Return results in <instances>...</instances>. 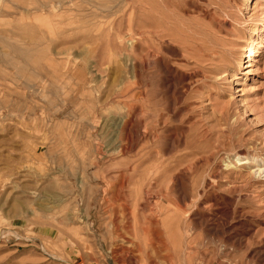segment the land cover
Wrapping results in <instances>:
<instances>
[{"label": "rangeland", "instance_id": "rangeland-1", "mask_svg": "<svg viewBox=\"0 0 264 264\" xmlns=\"http://www.w3.org/2000/svg\"><path fill=\"white\" fill-rule=\"evenodd\" d=\"M259 168L264 0H0V264H264Z\"/></svg>", "mask_w": 264, "mask_h": 264}, {"label": "bare ground", "instance_id": "bare-ground-1", "mask_svg": "<svg viewBox=\"0 0 264 264\" xmlns=\"http://www.w3.org/2000/svg\"><path fill=\"white\" fill-rule=\"evenodd\" d=\"M190 47V46H189ZM189 49V48H188ZM232 52H234V51H232ZM225 54H223L222 56H216V57H219L218 59H217V62L220 64L221 63V65L220 66H218L216 69H218V68H222L223 66H224V62L227 60L226 59V57L224 56ZM246 56V55H245ZM201 57V56H200ZM247 57V56H246ZM215 59V58H214ZM259 61V59H255V62H258ZM217 62L215 61V64H217ZM215 68H213V70H214ZM216 69H215V71H216ZM217 72H218V70H217ZM248 77L249 76H246V78L244 79V80H247L248 79ZM133 107V106H132ZM135 108V107H134ZM137 108V107H136ZM134 112H136V111H134ZM141 113V112H140ZM135 114V113H134ZM141 119V118H140ZM137 120H139V119H137ZM142 120V119H141ZM138 122V121H137ZM138 123H140V122H138ZM141 124V123H140ZM139 125V124H138ZM146 128V127H145ZM141 129V128H140ZM142 136V135H141ZM158 139V138H157ZM116 149H118V147L116 148ZM127 152V151H126ZM135 163V162H134ZM243 163H247V162H243ZM134 168H135V166H134ZM258 170H260L259 171V175H258V177L259 176H261L262 174H264V169H262V168H259ZM257 170V171H258ZM256 174H257V172H256ZM203 178V177H202ZM215 179H213V181H214ZM139 187V186H138ZM136 188V187H135ZM138 189V188H137ZM199 191V190H198ZM138 193H139V190H138ZM139 204V203H138ZM113 209V208H112ZM121 211V210H120ZM126 211V210H125ZM173 213V212H172ZM125 216V215H124ZM123 216V217H124ZM170 218V217H169ZM167 219V218H166ZM171 219V218H170ZM176 221V220H175ZM167 226V225H166ZM175 233V232H174ZM167 236V235H166ZM178 236V235H177ZM179 237V236H178ZM169 239V238H168ZM179 239V238H178ZM175 240H176V238H175ZM124 241V240H123ZM128 245V244H127ZM156 246V245H155ZM154 246V247H155ZM135 247V246H134ZM168 250V249H167ZM137 258V257H136Z\"/></svg>", "mask_w": 264, "mask_h": 264}]
</instances>
